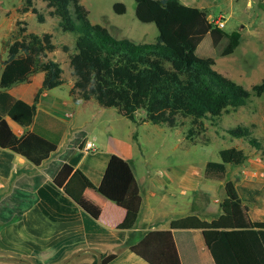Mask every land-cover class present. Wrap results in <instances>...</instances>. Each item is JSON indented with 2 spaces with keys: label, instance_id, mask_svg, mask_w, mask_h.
I'll use <instances>...</instances> for the list:
<instances>
[{
  "label": "trees",
  "instance_id": "1",
  "mask_svg": "<svg viewBox=\"0 0 264 264\" xmlns=\"http://www.w3.org/2000/svg\"><path fill=\"white\" fill-rule=\"evenodd\" d=\"M40 1L47 8V15L55 19L56 27L73 36L71 46L60 45L68 60L72 80L68 93L73 101L93 99L99 106L112 107L118 115L132 122H136V113L141 112L138 122L173 128L185 121L191 125L201 119L214 121L220 110L236 109L253 97L264 96V75L246 89L215 71L211 58L195 54L200 38L217 31L203 9L184 7L178 0H133L135 18L140 22H152L157 27L154 42L133 43L127 39H115L101 25L90 23L79 0ZM112 7L116 13L124 11L121 3L116 2ZM154 9L163 17L176 12L182 34L172 35L169 41L156 24ZM17 12H30L38 22L44 20L43 14L34 6V0H20ZM237 42L238 33H229L221 54L231 53ZM3 45L5 57L0 59V148L38 165L55 149L56 142L34 130L16 135L10 129L5 117L17 125L27 126L34 119L36 110L33 103L12 97L6 89L27 81L36 72L41 73L39 89L60 85L64 81L63 69L49 56L56 45L51 33L28 31L20 19L14 21ZM226 132L245 139L255 149L260 148L245 126L237 125ZM187 133L191 134L192 129L188 128ZM217 154L219 161L203 164V178L223 180L226 164L240 165L246 159L245 152L234 146L221 148ZM52 182L75 202L84 189L92 188L123 208L124 216L116 225L118 229H129L136 220L140 204L138 185L129 163L115 154L109 156L97 186L68 163L60 166ZM223 190L220 214L214 219L206 221L195 215L172 219L170 229L150 230L129 244L128 249L147 264H181L172 232L178 230L187 235L188 230L198 229L213 264H264V248L256 231L264 228V221H253L250 228H234L231 203L240 202L239 192L230 180L224 181ZM239 190L241 193L248 191L247 200L251 201L254 195L264 190V186L249 190L240 187ZM181 253L188 264H199L191 240L182 243ZM114 256L116 251L100 254L99 264H105Z\"/></svg>",
  "mask_w": 264,
  "mask_h": 264
},
{
  "label": "crops",
  "instance_id": "2",
  "mask_svg": "<svg viewBox=\"0 0 264 264\" xmlns=\"http://www.w3.org/2000/svg\"><path fill=\"white\" fill-rule=\"evenodd\" d=\"M40 79L41 73L36 72L27 81L6 89L12 97L33 103L36 110L34 119L27 126L17 125L5 117L10 129L16 135L34 130L53 139L56 146L38 165L15 152L0 148V264H61L71 255L66 264H94L95 254L85 249L100 254L116 251V256L105 264H147L128 249L129 244L138 241L146 232L168 230L172 219L186 215L210 221L220 214L219 202L224 196L222 181H219L217 189L213 182L218 180L203 178L202 171L179 176L177 181H181L183 187L193 189V195L196 193L198 197H182L172 204L173 212L161 209L163 194L158 195L160 189L170 184L168 180L151 182L154 188L142 189L140 179L134 175L140 204L136 220L129 229L116 228L124 216L123 208L96 190L86 188L78 201L71 200L52 182L63 163L78 168L97 186L109 156L115 154L131 166L132 150L129 145L117 141L111 145L101 143L102 148H98L93 141L95 150L84 151L82 143L89 139L83 138L82 126L77 123L76 115L89 108L95 111L98 108L95 106L99 105L93 99L73 101L68 93L72 84L70 77L65 87L67 95L62 98L49 94L48 90L54 87L39 89ZM252 174L255 175L242 170V179L233 184L239 192L240 202L231 203V215L234 204L245 213L250 214V209L257 212L243 223H235L232 217L233 226L237 229L250 228L253 221H264V190L254 195L251 201L247 200L246 190L264 186V182L250 183L249 175ZM240 187L246 192L242 194ZM217 192L223 194L217 197ZM180 193L184 196L185 190L181 188ZM176 231L172 234L181 264H188L182 258L181 245L190 240L196 249L198 263L213 264L198 229L188 230L187 235ZM256 231L264 248V228H257Z\"/></svg>",
  "mask_w": 264,
  "mask_h": 264
},
{
  "label": "rangeland",
  "instance_id": "3",
  "mask_svg": "<svg viewBox=\"0 0 264 264\" xmlns=\"http://www.w3.org/2000/svg\"><path fill=\"white\" fill-rule=\"evenodd\" d=\"M116 2L123 5L122 13L113 10L112 6ZM178 2L184 7L203 9L210 23L211 20L222 17L223 27L217 28L211 23L213 29L217 31L200 38L196 44L195 54L211 58L215 71L246 89L257 83L264 75V0H178ZM79 3L86 10L88 21L104 27L111 37L127 39L133 43L155 41L157 27L152 22H140L135 18L133 0H79ZM19 6L20 0H0V58L5 57L3 40L13 29L16 19L23 20L28 31L36 34L51 33L56 49L49 56L60 63L65 82L48 92L61 98L65 97L67 95L65 87L70 76L68 60L66 54L60 50V45L71 46L72 34L62 32L56 27L55 19L47 15V8L40 0H34V6L43 14L42 22H38L30 12H17ZM152 12L158 28L165 32L169 41L172 35L182 34L179 28L180 18L176 12L164 17L156 9ZM231 32L238 33V42L231 53L222 55L227 35ZM95 107H98L95 111L89 108L79 111L76 115L77 123L82 126L83 138L94 141L98 148H102L101 143L111 145L114 141L129 145L132 150L131 166L135 177L140 179L142 189L154 188L151 187V182L160 183L162 180H168L170 183L158 192V195L163 194L160 205L165 211H172V204L182 197L189 195L198 197L196 193L193 195V189L183 187L182 182L177 179L191 172L195 174L202 171L206 161H219L217 152L221 148L234 146L241 148L246 154L242 164H226L222 184L225 180H230L233 184L239 182L243 177L242 170L255 173L249 175L250 183L264 182V176L259 175L264 171V96L253 97L246 105L236 109H222L214 121L201 119L195 125L185 121L173 128L149 122L135 124L118 115L112 107ZM140 116L141 112H137L136 122ZM237 125L248 128L250 135L259 142V149L249 145L245 139L235 138L226 132V129ZM188 128L192 129L191 134L187 133ZM213 183H216L218 189L219 181ZM181 188L185 190L184 196L180 193ZM220 194L223 192H217L216 196L219 197ZM254 211L250 209V214L245 213L234 204L232 217L235 223H243L249 220L251 215L257 214Z\"/></svg>",
  "mask_w": 264,
  "mask_h": 264
},
{
  "label": "built area",
  "instance_id": "4",
  "mask_svg": "<svg viewBox=\"0 0 264 264\" xmlns=\"http://www.w3.org/2000/svg\"><path fill=\"white\" fill-rule=\"evenodd\" d=\"M222 17H218L216 20H211V23L214 24L215 27L221 28L223 27V21L221 20ZM84 151H92L95 150L96 145L91 140H86L82 143L81 147ZM260 176H264V171L259 173Z\"/></svg>",
  "mask_w": 264,
  "mask_h": 264
},
{
  "label": "water",
  "instance_id": "5",
  "mask_svg": "<svg viewBox=\"0 0 264 264\" xmlns=\"http://www.w3.org/2000/svg\"><path fill=\"white\" fill-rule=\"evenodd\" d=\"M85 250H88V251L94 253L95 256H96V260H95V263H94V264H99L100 253H98V252H96V251H94V250H92V249H85ZM70 257H72V255H71ZM70 257L64 259V261H62L61 264H66V262L68 261V259H69Z\"/></svg>",
  "mask_w": 264,
  "mask_h": 264
}]
</instances>
